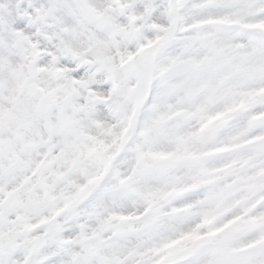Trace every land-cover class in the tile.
Returning <instances> with one entry per match:
<instances>
[{
    "label": "snow or ice",
    "instance_id": "snow-or-ice-1",
    "mask_svg": "<svg viewBox=\"0 0 264 264\" xmlns=\"http://www.w3.org/2000/svg\"><path fill=\"white\" fill-rule=\"evenodd\" d=\"M0 264H264V0H0Z\"/></svg>",
    "mask_w": 264,
    "mask_h": 264
}]
</instances>
